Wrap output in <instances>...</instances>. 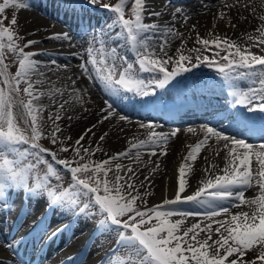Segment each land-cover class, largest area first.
Here are the masks:
<instances>
[{
  "label": "snow or ice",
  "instance_id": "1",
  "mask_svg": "<svg viewBox=\"0 0 264 264\" xmlns=\"http://www.w3.org/2000/svg\"><path fill=\"white\" fill-rule=\"evenodd\" d=\"M87 2L95 5L100 3V0H87ZM127 2L128 0H118L115 5H102L115 14V22L121 29V32L115 33L110 39L123 38L130 50L135 53V64L139 66V72L156 75L146 81L140 78L134 63L118 55L117 48L106 50L105 41L98 39L100 36L108 35L103 30L94 33L93 44L98 43L99 48L90 46L87 49L88 60L80 65L81 69L88 73V65H92L97 74L90 78L98 80L103 88L118 100L125 99L127 93L139 97L155 95L156 89H165L178 76L192 72L201 63L215 66L226 81H234L241 77L254 78L253 83L258 81L259 87H248L244 90L232 84L230 94L234 97V106L244 111L233 112L222 119L228 120L230 124L244 125L250 131H258L264 139V55H255L247 48L242 50L228 39L209 40L198 36L197 43L205 47L213 45L221 51H226L227 54L222 57L226 63L220 64L214 58L207 56L203 58L197 56L196 62H193L190 56L184 54H180L178 59L174 60L173 57L168 56L164 44L160 45V52L164 54L161 57L154 50H150L151 36L145 35L157 31L160 27L157 24L144 23L146 0H134L131 19L126 17L124 11ZM10 6L27 9L29 4L26 0H3V3H0V14ZM182 11L181 8L175 9L176 14ZM151 15L158 17L161 13L153 12ZM173 18L175 19V16ZM187 19L188 17L185 16V21ZM16 24L17 20L13 18L11 25ZM258 31L261 32V37H264V29ZM172 32V29H168V34ZM18 39L19 36L11 28L3 26V19H0V85H2L0 86V201H3L5 207L11 196L18 194L16 189H21L29 194L30 198L41 196L46 199L49 208H60L78 217L83 216L85 219L98 217L96 232L100 235L114 234L116 237V244L110 250V255L106 257L104 264H256L257 260L264 264V142L257 146L235 135H228L223 129L204 126L203 139L188 146L189 151L184 157V163L179 166L178 191L174 198L165 199L162 205L147 208L144 196L151 193L141 195L136 186V173L131 165L124 166L117 162L113 166V162L121 158H130L131 149L108 159L92 160L94 151L91 146L84 147L82 141L89 133L95 135L93 128L96 125L85 129L71 145L66 143L71 137L61 138L59 134L62 133V129L58 122L62 119L61 111L69 101L60 103L58 110L49 114L48 119L52 122L53 128L48 139L51 144L59 146L60 152L74 153L73 158L58 159L56 152L42 147L40 141L45 138L42 116L44 106L38 101L45 95L63 96V91L52 88L42 92L35 87L36 84H43L44 81L39 79L33 81L32 76L43 74L38 73V62L33 59L36 53L25 52L24 47L31 46L37 41L30 40L21 47L16 43ZM51 39L70 38L67 33H57L53 34ZM259 44L264 45V38L259 39ZM5 50L15 53L18 57V69L14 75L9 72L8 64L5 62ZM216 55H220V52ZM52 63L55 64V61ZM169 64L172 65L171 70ZM235 68L247 71L233 75ZM22 94L26 99L22 98ZM76 101L82 102V98L76 96ZM105 105L101 109L103 115L98 124L113 117H118L119 121L128 119L126 115L116 111L114 103L106 100ZM16 108L20 109L19 113L15 111ZM257 113L258 125L253 115ZM20 121L23 123L21 124ZM140 127L151 131L146 140H139L131 145V148L137 149L134 162L140 160V149L160 147L167 145L168 142L167 135L152 130L153 125L141 124ZM188 131L194 130L189 128ZM171 135L175 136L176 132H172ZM106 136L107 133H104L99 139L103 141ZM213 138L218 144L223 142L222 150L226 151V164L221 170L223 174L214 178L209 176L201 181V186L193 194L182 196L186 186L184 179L186 169L191 170L189 162H194L202 147ZM100 150L97 145L95 151ZM44 153H48L51 161L63 166V169L70 174L71 184L68 188L58 191L46 182L30 183V174L36 165L41 163L47 166L46 181L50 177L59 178V172L53 163L43 158ZM161 154L167 153L162 150ZM151 155H156L155 150ZM30 158L34 159L35 163L30 162ZM254 160L257 165L255 170L252 167ZM156 167L158 168L159 165L157 164ZM109 173H112L111 177ZM254 185L258 186L259 194L252 199H245V190L252 189ZM143 186L141 182L140 187ZM229 200L233 201L232 207L248 205L251 211L231 214L228 207L219 203ZM188 202L207 205L209 211L204 215L209 222L204 227H201L200 223L185 226L184 218L197 216L198 212L162 210L165 206ZM141 204H145L143 209ZM221 216L226 219H214ZM173 217L180 219L173 220ZM213 223L217 225L215 229ZM201 233H204L203 238ZM214 233L218 234L216 239H213ZM257 248L260 249L257 256L251 260L245 259L250 251L255 252Z\"/></svg>",
  "mask_w": 264,
  "mask_h": 264
},
{
  "label": "bare ground",
  "instance_id": "2",
  "mask_svg": "<svg viewBox=\"0 0 264 264\" xmlns=\"http://www.w3.org/2000/svg\"><path fill=\"white\" fill-rule=\"evenodd\" d=\"M28 3L29 6H34L37 10L30 8L22 12L23 17L27 20L25 26L28 30H30V32L33 31V33H36V36H38L40 40H44V42L38 44V54L34 56V60L38 62V73H42L43 75L36 74L33 80L36 81L39 79L44 81V83L48 82L50 89L56 88L57 85L61 84L59 78H57V84H55V82L53 84L49 83L53 77L50 76V72L45 73L46 70L44 68H51L49 64H53L52 61H55L54 65L59 66V68L63 69L65 72L63 74V78H66V80L68 79V77H66V75H68L66 72L68 71L70 77H72L71 80L75 81V84L72 82L71 85H69L70 80L68 79V87H70V89H74L69 93L63 91L62 97L65 98V101H69L68 104H65V109L62 111L66 117L67 114L70 115L69 117H71L70 121L73 123V125L68 129L72 130L75 128L76 131V129L81 128L80 131H78V134L75 135V138L77 139L82 133H84L85 129L92 127V125H96V127L93 128L95 135L92 136V134L89 133L88 136H85V139L82 142H87V139H89L94 153L99 152L98 154H104V152L107 150V153L104 154L105 156H108V154L110 156H114L117 153L126 152L131 149L132 155L130 156V159L133 162L135 161L137 149L131 148V145L139 140H146L148 138L149 132L151 131L147 128H141L140 125H153L152 130L168 136L167 145H161L160 147L154 148H142L139 150L140 160L134 163L127 162L125 165H131V167L135 170L137 177L136 186L140 187L141 182H143L144 186L146 183H150L148 188H152L154 190V195L152 197L153 202L160 201L163 198L173 197L176 191H178L179 166L184 163V157L189 151L188 146L194 145L203 139V136L205 135L204 128H191L194 131L189 132V128L174 129L168 125H164L163 123H165V121H163V119V123L151 120L132 119L128 117L126 113L121 112L126 101H139L146 98H152L154 97L153 95L148 97H139L133 95L132 93H127L125 99L118 100L113 97L108 90L104 89L98 80L90 78L95 77L97 74L95 68L92 65H88V73H85L81 69L80 65L85 63L88 59H83L79 63H75V66L59 62V58L63 55L74 56L78 53V50L85 44V41L80 38L81 34H87L83 32L87 31L90 27H92V25L97 24V22L104 16V13L106 14V12L100 11L99 8L96 9L85 7L80 4L73 5V3H66L65 1L60 0H49L46 4L41 2L37 3V1L34 0ZM160 8V0H146L145 12L149 15H151L153 12H158ZM180 8L183 10L180 14L175 13L176 8L169 9L168 11L165 10L166 14L164 15V22H158L155 20L149 23L157 25H160L161 23L159 29L154 33L152 32L155 35H151L152 40H150V42H154L155 40H158V38L162 40L161 42L166 41L167 43L165 44V51L167 52L168 56L179 57L180 54L187 56H190L191 54L193 55L196 50L195 43L198 36L201 39L206 38L209 40L228 39L229 42H234L236 45H241L240 47L242 50L247 48L254 54L253 50L257 47L256 45L259 41V36L261 35V32L258 30L264 29V19H261V17H264V0H192V3L183 4ZM40 13L48 14L52 17H55L56 19H59L63 25L51 27L49 25V19L41 16ZM222 14L223 18H221ZM174 16L175 19L173 18ZM185 16L188 17L187 21H185ZM49 26L50 29L47 31ZM64 26H66V28H64ZM108 26L109 28H112L113 24H109L108 22ZM168 29L173 30L172 34H168ZM57 33H67L70 39L63 40L62 42L56 39H51L53 34ZM148 34L151 33H147L145 35L148 36ZM249 37H252V39H249ZM182 41H185L187 44L184 46L180 45ZM89 44L92 45L93 43ZM126 45L127 44L125 41H119V53H124L127 51L132 52L130 47L128 46L129 48H127ZM149 45L150 50H154L161 57L164 56V54L160 52V48H155L152 43ZM95 46L96 45L93 47ZM69 47L72 49V52L62 51L64 49L67 50ZM210 51H213V53L222 52V54L226 52L221 51L219 48H214L209 50V52ZM255 55H260V53ZM233 70L234 75L236 73H244L247 71L246 69L242 68H235ZM193 71H196V73H193L195 75H192L190 79L193 81V83L190 82L193 84V89L188 87L189 84L187 85V83H185L184 85H186V88L188 89L187 91H179L178 93L173 94L176 95V98L181 99H184L187 96V99H194L197 103V99L199 97H204L207 101V104L205 107L203 105L201 106L204 107L202 108L203 111L201 113V115H203L213 108V103L209 99V93L214 89L216 90L213 92L221 93L220 91H222V88L225 85V79L222 76H217L216 72L213 71L212 66H208L204 63L200 64L198 68L193 69ZM202 74L205 77L204 81L199 80ZM139 76L146 81L151 79L150 75L145 76L141 73ZM244 78L245 77L238 78V81H243ZM246 81L247 79L245 82ZM167 91L170 90L167 88L161 89L160 95L165 94ZM170 92L174 91L171 90ZM76 96H80L82 98V102H77ZM53 99L54 102H56L58 96L54 95ZM106 100L114 103L116 111L121 115H126L128 119L126 121H119L118 117H113L108 121H104L102 124H98L97 122L102 118L103 113L101 112V109L106 106ZM149 104H145V107ZM124 109L128 111V113L137 115L140 118H146L149 116L146 110L137 111L134 107L130 108L129 106L124 107ZM54 111L55 110H53V112ZM177 111L178 112H174L171 110L169 113L161 112L160 118H165V120L169 119L168 122L177 123V121L183 120L180 119L183 116L189 117L191 114L190 111H187V109L184 108H178ZM156 113L157 112H155V114ZM175 114L176 117H174ZM152 115H154V113H152ZM69 117L67 118L68 120ZM64 120L65 119L63 118L58 122L61 126L60 128L64 127L62 124ZM174 131L176 132V135L172 136L171 133ZM104 133H107V136L103 141H101L99 138ZM222 144L223 142H220L219 144L216 143L214 138L210 139L209 143L202 147L197 159L194 162H189L191 165V170L186 169L184 177L186 180V186L185 192L182 196L193 194V192L201 186V181L206 180L209 178V176L214 178L216 175L223 174L221 170L226 164V151L222 150ZM97 145H99L101 148V150L98 152L95 151ZM153 150L156 152V155L154 156L151 155ZM162 150L166 151L167 154L162 155ZM217 152H219V155H217ZM157 164L159 165L158 168L156 167ZM212 165H215V167H211ZM252 167L253 170L257 168L255 160L253 161ZM206 169L208 171H205ZM111 175L112 173H109L110 177ZM194 186L197 189L194 188ZM258 194L259 192L254 189L253 186L252 189L245 191V199H252ZM18 201H14V205ZM219 203L225 204L227 201ZM0 208L5 209L3 205ZM32 208L34 209L32 206L30 210ZM17 211L18 209H16L14 213L11 214L10 223H16L15 216L17 215ZM229 211L231 214L237 213V211H235L233 208H229ZM62 212L58 217L65 214ZM50 215L52 216V220H54L55 215L53 216L52 213ZM4 221L5 219L0 217V225H2V227L4 225ZM42 223L43 222H41V224ZM32 225L33 224L27 226V228H23V232H26V230ZM43 226H45V223ZM64 229L65 228H63V231ZM89 232L90 231H86L83 233L82 239H79L81 241L80 244L75 242V245H73L74 248L72 249L79 250L83 244V241L85 238H87ZM4 235V231L1 230L0 226V239H2ZM12 251L13 250L11 249L9 252V250L5 249L3 244L0 243V262H2V264H12L11 261L15 255L14 253L12 256ZM95 251L96 246L94 244L93 246H90L91 255L87 258L84 264L93 263L95 259L98 258L102 253L101 251L93 255L92 253H95ZM71 252V250L60 252L58 256L63 254V256H67Z\"/></svg>",
  "mask_w": 264,
  "mask_h": 264
},
{
  "label": "rangeland",
  "instance_id": "3",
  "mask_svg": "<svg viewBox=\"0 0 264 264\" xmlns=\"http://www.w3.org/2000/svg\"><path fill=\"white\" fill-rule=\"evenodd\" d=\"M30 1H33V0H26L27 3ZM34 1H37V3L41 2L43 4H46L49 0H34ZM57 1H59V0H57ZM60 1H65L66 3H73V5L74 4H80V5H83L85 7L96 8V9L99 8L100 11L106 12V14L104 13V16L102 17V19L99 20L97 22V24L92 25V27H90L87 31H85V33H87V34H85V36L81 35L80 38L83 40H85V39H92L93 40L94 33H99L101 30H103V32L107 33L108 35L107 36H100V37H98V39H103L105 41V44L108 45L107 50H110L113 47L119 49L117 45H119L120 40L124 41L123 38L116 39V40L110 39V37H112L115 33L121 32V29L119 28V26L115 22L116 16L112 11L102 7L103 4L115 5L118 2V0H100V3H97L95 5L89 4L87 2V0H60ZM0 3H3V0H0ZM133 3H134V0H128L127 5L124 9L125 15L129 19L132 18L131 17V9L133 7ZM189 3H192V0H160L161 8L158 12H160L161 15L157 17L155 15H149L148 13L145 12L144 23L148 24L151 21H155V20H157L158 22H164V18H165L164 15L166 14L165 10L168 11L169 9H172V8H179L181 5L189 4ZM30 8L35 9V7L31 6V5L27 9H30ZM27 9H16V8L10 6L9 8H7L5 10V12L3 14H0V19H3V26L11 28L12 31L19 36V39L16 41V43L19 44L21 47L26 45L27 42L30 40L37 41V43H35L31 46L24 47V51L25 52H33V53L38 54L37 53L38 52V49H37L38 44H40L41 42H44V40H42V39L40 40V38L38 36H36L37 35L36 33H33V31L30 32V30H28L26 28L25 24H26L27 20L23 17L22 12H24ZM35 10H37V9H35ZM202 13H205V12H202ZM40 14H41V16L49 19V25L51 27H54V26L57 27L58 25H63L59 19H56L55 17H52L51 15L44 14V13H40ZM13 18H16V20H17V24L15 26L11 25V20ZM108 22H109V24H113L112 28H109ZM50 26L47 28V31H49ZM159 26H161V23ZM64 28H66V26H64ZM153 33L151 32V34H148V36H151V35L154 36L155 34H153ZM261 38H264V37H261V35H260L259 39H261ZM204 39H206V38H204ZM54 41H56V40H54ZM59 41L62 42L63 39H61ZM161 41L162 40L160 38H158V40H155L154 42L151 41L150 43H152L155 48H160V45H162V44L165 45V42H161ZM5 43H7V41H5ZM186 44L187 43L185 41H182L180 43V45H182V46H184ZM238 46H241V45H238ZM256 46L257 47L254 48V50H253L254 54L260 53V55H263L264 54V45L259 44V41H258ZM126 47L129 48L128 45H126ZM195 47H196V50H195L194 54L190 55L193 62H196L197 56H200L201 58L207 56L209 58H214L220 64L226 63V61H224L222 59V57L224 55H226L227 52H224V54H222V52H220V55H216V53H213V51L209 52V50L216 48L215 46L209 45V46L205 47V46L197 43V41L195 43ZM65 50L66 49H64L62 51L72 52V49L70 47L67 48L66 51ZM84 52H85L84 47H81L78 50V53L75 54L74 56H72V55L71 56H64V55L61 56L59 58V62L60 63H67L68 65H74L75 66V63H79L80 60L82 59V57L78 58V55L79 54L83 55ZM118 55L120 57L126 58V60L128 59V61H130L131 63H134L135 70L137 71L138 75L141 73L144 74L145 76L150 75L151 79H153V77L156 75L155 73L139 72V66L135 64V53L134 52H130V51L128 52L127 51V52H124V53H121ZM83 56H85V55H83ZM33 59H35V58L33 57ZM97 59H99V57H97ZM173 59L177 60L178 57L177 56L173 57ZM5 62L8 64L9 72L14 75L18 69V57L16 56V54L15 53H9V52H7V50H5ZM204 64H206V63H204ZM49 65L51 68H44L46 70L45 73L50 72L51 73L50 76L53 77V78H51L49 83L53 84L55 82V84H57V78H59L61 84L57 85L56 88H59L66 93L71 92V90H73L74 88L70 89V87H68L67 83L70 80L71 82L69 81V83H70L69 85H71V83L74 80H71L72 77H70L69 72L68 71L66 72L69 75V76L66 75V77H68V79H69V80L68 79L66 80V78H63V74L65 73L63 69H60L59 66H56L54 64H49ZM124 66H126V65H124ZM168 67H169V70H171L172 65L169 64ZM35 75L36 74H34L32 76V80L35 78ZM37 78H38V76H37ZM0 86H2V85H0ZM22 87H23V85H22ZM35 87L39 91H42V92H47L50 89L48 82H45L44 84H36ZM56 95L58 96V99L56 100V102H54L53 97H49L48 95L42 96L40 98V100L38 101L39 104H42L44 106V111L42 113V116H43V120H44L43 131H44L45 138H43L40 141V144L42 145V147L56 152L58 159H72L74 156V153H72L71 151H69L68 153L60 152L59 146L51 144L50 139H48V136L51 133L52 128H53L52 122L48 119V116L50 113H55L58 110L57 108H59V104L63 103L65 101V98H62L63 96H60L59 94H56ZM22 98H25V97H23V94H22ZM54 103H55V105H54ZM53 110H55V111L53 112ZM15 111L17 113H19L20 109L16 108ZM60 114L62 116V119L64 118L65 120H64V122H62L64 127L61 128L62 133H60L59 135H61V138L71 137V140L66 141V143L68 145H71L76 139L75 135L78 134V131H80L81 128L76 129V131H75V128L72 130L68 129V128H70V126L73 125V123L70 121V119L69 120L67 119L70 115L67 114V117H66L65 114L62 113V111ZM20 123L22 124L23 122L20 121ZM82 143L84 144L85 147H89L92 145L89 139H87V142H82ZM22 147H27V146H22ZM92 150H93V148H92ZM98 153L95 152V154L92 156V160L99 161V160H104V159H108L109 157H111L109 154H108V156L104 155L107 153V150H106V152H104V154H101V153L98 154ZM131 153L132 152L130 151V156L132 155ZM43 158L50 160L48 153H44ZM30 162L35 163V160L30 158ZM50 162L53 163L54 167H56L57 171L59 172V178L50 177L46 181L45 177L47 175V166L45 164L41 163V164L36 165V167L34 168L32 173L30 174V177H29L30 183L35 184L38 181L39 182H46L52 188H56L58 191L66 189L65 188L66 184H69V186L71 184L70 174L67 173L66 170H64L62 166L56 165L55 161L50 160ZM117 162L121 163L124 166H126L125 163H127V162L134 163V161L132 162L130 158H121L118 161L113 162V166ZM73 166H75V165H73ZM149 186H150V183L149 184L146 183L144 188L137 186V188H139L141 195H143L144 193H151L150 195L144 196V201L146 202L147 208H151V207L157 206V205H162L163 201L165 199H173L174 198V196H173L170 198H163L157 202H153L152 197L154 195V190L152 188L149 189L148 188ZM194 188H196V187L194 186ZM254 189H256L259 192L258 186L254 185ZM16 192L18 194L12 195L13 198L11 197V199L8 200L6 208L11 207L12 204H14V201H18V200L20 201V197H21L22 193H24V192L21 189H16ZM24 194H27V193H24ZM182 195H183V193H182ZM247 199H251V198H247ZM26 200H27V203H26L27 207L31 208L33 206L34 209L32 208L33 210L32 209L30 210V208H29V211L27 212L28 217H26L24 219V222L28 221L29 218L33 217V216L36 219H38V218H43L44 216L49 214V223L47 224V228L44 229L45 231L55 229V226L59 223L64 224V225H68V227L71 228L67 234V238L65 239V245H67L68 243L73 245V242H79L82 239L83 233H85L86 231H90V233L93 234V236L91 238V241H92L91 244L92 245L95 244V246H96L95 253L101 252V251H102V253H104V252L108 251L111 244L114 241H116V237L114 234L100 235L99 233L96 232V221H97V219H99L98 217L93 216L92 218L85 219L83 216L78 217L77 215H75L71 212H67V211L62 212L63 210H61L60 208H49L46 199L42 198L41 196H35V197L30 198V195L27 194ZM19 201L16 202L15 205L21 204L20 203L21 201L20 202ZM0 204H2L3 207H5L3 204V201H0ZM140 206L143 209L145 207V204H141ZM233 209L237 212L242 211V210L243 211H249V212L251 211V209L249 208L248 205H241L239 208L233 207ZM162 210H176V209H175V205H171V206L163 207ZM9 211H10V209H6L5 214L3 213V216L7 217L6 215H8L10 213ZM61 212L65 213V214L63 216L61 215L60 217H58ZM50 213H52L53 216L55 215L54 220H52V216L50 215ZM57 218H58V220H57ZM172 219L173 220L180 219V217H173ZM214 219H226V217L221 216V217H216ZM184 220H185V226L186 227L191 226V224H193V223H200L201 227H204V225L209 222L205 215L190 216V217L184 218ZM212 226H213V229H215V227H217V225L215 223H213ZM4 227H6V225ZM21 227L22 226L20 224L18 227L19 230L21 229ZM94 233H96V234L94 235ZM203 236H204V233H201V238H203ZM217 236H218V234L214 233L213 239H216ZM8 241L9 240H7V242ZM259 251H260L259 248H257L255 252L250 251L248 253V255L245 257V259L251 260L253 257H255L259 254ZM256 264H261V262L259 260H257Z\"/></svg>",
  "mask_w": 264,
  "mask_h": 264
}]
</instances>
